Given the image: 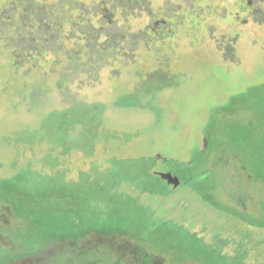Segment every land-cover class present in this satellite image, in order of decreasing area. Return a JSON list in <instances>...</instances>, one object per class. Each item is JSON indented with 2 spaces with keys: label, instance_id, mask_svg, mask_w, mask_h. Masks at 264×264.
<instances>
[{
  "label": "rangeland",
  "instance_id": "374dc122",
  "mask_svg": "<svg viewBox=\"0 0 264 264\" xmlns=\"http://www.w3.org/2000/svg\"><path fill=\"white\" fill-rule=\"evenodd\" d=\"M19 1L0 217L24 250L0 264H264V0Z\"/></svg>",
  "mask_w": 264,
  "mask_h": 264
},
{
  "label": "flooded vegetation",
  "instance_id": "af4514ba",
  "mask_svg": "<svg viewBox=\"0 0 264 264\" xmlns=\"http://www.w3.org/2000/svg\"><path fill=\"white\" fill-rule=\"evenodd\" d=\"M235 1L236 2H234L235 3L234 6H236L238 3L237 2L238 0H235ZM243 7L244 8L241 9V12L251 11L253 9V3L250 1H248V3L245 2V5ZM212 14H215V13L213 12ZM187 16H188V21H190L191 16H193V15L188 14ZM170 22H173V21L170 20ZM182 23L184 24V19L182 20ZM154 24H155V27L152 28V30H150V34L153 37L160 38L161 40L164 38H167L168 37V34L166 33L168 31L167 27L165 28V30L160 29V26H163L166 24V20L156 18ZM12 227H14L13 220L11 221V219L6 218L5 216L0 217V260L3 259L5 255H7L6 249H8L9 247L16 249L17 252H19L20 250H24L23 241H22L23 238L21 236L20 237L19 236H17V237L12 236L11 235ZM19 230H21V228H19ZM139 264H145V262L142 260L141 262H139Z\"/></svg>",
  "mask_w": 264,
  "mask_h": 264
},
{
  "label": "trees",
  "instance_id": "16d2710c",
  "mask_svg": "<svg viewBox=\"0 0 264 264\" xmlns=\"http://www.w3.org/2000/svg\"><path fill=\"white\" fill-rule=\"evenodd\" d=\"M17 0H14V2H13V4L11 5L12 7H14V8H12L13 10H15L19 5L21 6L22 5V1H19L18 0V3L16 2ZM60 0H58L57 2H55V3H53V6H56L57 4L59 5V8H66L68 5H69V3H68V0H62L63 1V3L62 4H59L58 2H59ZM58 9V7H56V10ZM12 10V11H13ZM41 14L42 13H44L43 12V10H41V12H40ZM54 13V12H53ZM53 13H49V14H47V13H44V14H46V16H49L50 14H53ZM55 13H56V11H55ZM20 22V21H19ZM47 24H48V22H47ZM13 66H14V64H13Z\"/></svg>",
  "mask_w": 264,
  "mask_h": 264
}]
</instances>
